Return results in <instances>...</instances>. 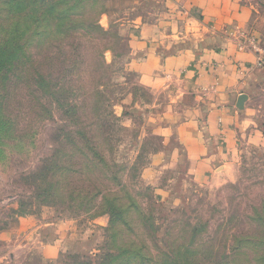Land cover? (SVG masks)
I'll return each instance as SVG.
<instances>
[{
	"label": "rangeland",
	"instance_id": "1",
	"mask_svg": "<svg viewBox=\"0 0 264 264\" xmlns=\"http://www.w3.org/2000/svg\"><path fill=\"white\" fill-rule=\"evenodd\" d=\"M18 1L0 0V264H264V40L239 35L261 76L233 178L200 185L157 133L172 90L150 92L119 35L164 0Z\"/></svg>",
	"mask_w": 264,
	"mask_h": 264
},
{
	"label": "crops",
	"instance_id": "2",
	"mask_svg": "<svg viewBox=\"0 0 264 264\" xmlns=\"http://www.w3.org/2000/svg\"><path fill=\"white\" fill-rule=\"evenodd\" d=\"M151 15L121 23L119 35L132 42L128 66L150 92L172 90L175 107L157 133L172 150L176 141L183 147L198 184L231 181L243 116L237 100L261 76L258 55L239 35L264 40V12L251 1L164 0Z\"/></svg>",
	"mask_w": 264,
	"mask_h": 264
},
{
	"label": "trees",
	"instance_id": "3",
	"mask_svg": "<svg viewBox=\"0 0 264 264\" xmlns=\"http://www.w3.org/2000/svg\"><path fill=\"white\" fill-rule=\"evenodd\" d=\"M22 4H23V2L20 0V1H18L17 3H16V5H18V6H22ZM52 5V4H51ZM48 9L49 10H52L53 9V7L52 6H49L48 7ZM48 10V11H49ZM50 12V11H49ZM67 19H69V17H68V15H66L65 16V18H64V20H67ZM6 48H3L1 51H0V57H2V55L4 56V54L6 53Z\"/></svg>",
	"mask_w": 264,
	"mask_h": 264
},
{
	"label": "water",
	"instance_id": "4",
	"mask_svg": "<svg viewBox=\"0 0 264 264\" xmlns=\"http://www.w3.org/2000/svg\"><path fill=\"white\" fill-rule=\"evenodd\" d=\"M247 100V96L246 95H240L238 97V100H237V104H236V107L238 109H242L243 108V104L244 102Z\"/></svg>",
	"mask_w": 264,
	"mask_h": 264
}]
</instances>
